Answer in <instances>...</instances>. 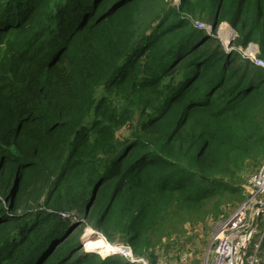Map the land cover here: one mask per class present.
<instances>
[{"label":"trees","instance_id":"16d2710c","mask_svg":"<svg viewBox=\"0 0 264 264\" xmlns=\"http://www.w3.org/2000/svg\"><path fill=\"white\" fill-rule=\"evenodd\" d=\"M221 24L264 60V0H0V264H157L245 201L264 69Z\"/></svg>","mask_w":264,"mask_h":264},{"label":"built area","instance_id":"2783aa9c","mask_svg":"<svg viewBox=\"0 0 264 264\" xmlns=\"http://www.w3.org/2000/svg\"><path fill=\"white\" fill-rule=\"evenodd\" d=\"M166 2V0H164ZM171 5L178 6L179 0H170ZM201 28L203 22H199ZM237 34H232V37ZM234 49L225 46L226 51ZM243 57L255 66L264 69V60L259 58L258 46L249 43L246 48L237 47ZM248 195L242 205L221 227V233L211 244L210 253L206 255L204 264H264V165L248 178ZM258 217L253 226L255 218ZM263 221L261 222V219ZM259 224V241L253 242L255 227ZM107 244L108 254L122 255L130 264H150L145 257H136L131 249L118 248ZM118 248V249H116ZM186 256H182L184 261Z\"/></svg>","mask_w":264,"mask_h":264},{"label":"rangeland","instance_id":"374dc122","mask_svg":"<svg viewBox=\"0 0 264 264\" xmlns=\"http://www.w3.org/2000/svg\"><path fill=\"white\" fill-rule=\"evenodd\" d=\"M170 0H166L169 2ZM167 4V3H166ZM168 5V4H167ZM203 22V21H202ZM203 27L201 28L199 25L197 27L199 30H207L209 32L210 27L208 24L203 22ZM225 24V23H224ZM221 24L217 31V37L220 39L222 45L229 46V44L233 45L235 43L234 40L236 38L232 37V29L230 26L223 27ZM221 30V36H220ZM231 33V34H230ZM226 34V35H225ZM227 37L226 39H224ZM235 49L237 48L234 47ZM246 188V186H245ZM246 195H248V188H246ZM240 204L237 208H229L223 207L222 211L224 216L215 220L209 218L208 220L197 223V224H189L181 229L179 234L173 235L169 239H164L160 243H158L155 252L157 256V264H204L207 253H210L211 244H213V239L217 237L221 233V227L224 226L225 222L235 213V211L241 206ZM263 218L261 219V222ZM255 234L253 235V242L259 241V224L254 229ZM88 235L92 236V233L89 232ZM96 241H100L106 245L105 248H100L96 246V253H100L103 257H105L108 253L107 243L103 239H97ZM94 241V242H96ZM92 244V243H91ZM117 244H120L117 243ZM122 249H127V247L122 244L120 247ZM116 248V249H118ZM89 249V246H88ZM134 256L140 257L142 251L138 250V247L133 248ZM99 254V255H100ZM123 257L122 255H120ZM182 256H186L184 261H182ZM143 257V256H142ZM124 258V257H123ZM146 258V257H145Z\"/></svg>","mask_w":264,"mask_h":264},{"label":"bare ground","instance_id":"6f19581e","mask_svg":"<svg viewBox=\"0 0 264 264\" xmlns=\"http://www.w3.org/2000/svg\"><path fill=\"white\" fill-rule=\"evenodd\" d=\"M220 36H221V30H220ZM96 246L100 247V248H105L106 245L103 244L102 242L100 241H96V242H93L92 244H89V250L91 251H96V249H99V248H95ZM106 249V248H105ZM120 256V255H119ZM121 257V256H120ZM123 258V257H121Z\"/></svg>","mask_w":264,"mask_h":264},{"label":"water","instance_id":"95a60500","mask_svg":"<svg viewBox=\"0 0 264 264\" xmlns=\"http://www.w3.org/2000/svg\"><path fill=\"white\" fill-rule=\"evenodd\" d=\"M224 24V23H223ZM231 28V27H230ZM232 29V28H231ZM232 34L234 35V34H236V32L232 29ZM229 45H231V44H229ZM257 219H258V217H256L255 218V220H254V222H253V226L256 224V221H257Z\"/></svg>","mask_w":264,"mask_h":264}]
</instances>
